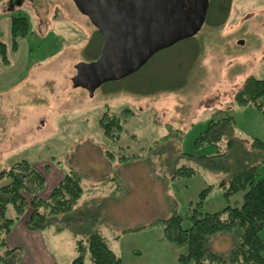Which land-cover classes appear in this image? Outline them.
<instances>
[{"label":"rangeland","instance_id":"rangeland-1","mask_svg":"<svg viewBox=\"0 0 264 264\" xmlns=\"http://www.w3.org/2000/svg\"><path fill=\"white\" fill-rule=\"evenodd\" d=\"M7 14L10 20L27 17L29 34L18 40L20 50L12 55L13 72L25 66L24 78L0 89V175L27 160L46 179L51 173L62 180L74 170L83 188L74 210L52 220L59 229L38 230L49 251L58 264H70L77 257L74 241L97 231L123 264H180L182 249L165 240L154 223L177 213L189 228L193 206L209 186L203 213L239 207L243 192L226 199L222 186L262 160L251 145L255 139L264 143V100L261 107H241L235 96L248 78L264 80V0H232L219 25L207 14L195 37L155 54L138 71L141 77L109 82L93 97L71 80L78 63L100 54L103 40L72 0H1L0 19ZM155 79V86L175 88L149 93ZM126 108L132 116L124 114ZM121 112L126 132L112 142L99 120ZM211 120H223L213 132L217 140L197 144ZM109 152L142 157L121 163L109 159ZM184 154L223 155L203 167ZM183 165L198 173L171 179ZM263 177L264 164L258 169V178ZM6 183L1 180L0 186ZM6 215L14 216L12 206ZM259 237L264 240V230ZM235 244L231 234L206 241L208 250L219 254H228ZM85 264H91L89 255Z\"/></svg>","mask_w":264,"mask_h":264},{"label":"trees","instance_id":"trees-1","mask_svg":"<svg viewBox=\"0 0 264 264\" xmlns=\"http://www.w3.org/2000/svg\"><path fill=\"white\" fill-rule=\"evenodd\" d=\"M231 3L232 0H210L208 17L213 15L217 18L214 25H219L220 21L222 23L227 18ZM28 34L27 17L21 14L13 15L11 17L12 49L16 50L18 40L26 38ZM6 52V46L0 42V58L7 65ZM97 57L98 55H90L87 56V59L91 61ZM138 73L125 79L141 77ZM141 81H139V85L142 83L144 85L145 81ZM155 81L157 80L149 82V88L147 86L149 93L175 88L155 86L153 85ZM117 82H122V80ZM262 100H264V80L255 77L248 78L244 87L235 96L237 105L241 107H261L260 101ZM122 111L126 116L133 115L129 108ZM121 117L126 118L122 116V112L111 116L106 113L99 120L98 125L103 135L112 142H118L122 134L126 132ZM222 121H209L207 129L197 138L196 143L201 145L215 143L217 138L213 137V132L222 125ZM233 145L234 140H230L227 147L231 149ZM251 148L262 153V160L260 157V161L256 165L233 175L227 184L222 186L223 196L226 199L243 192V200L239 207H225L218 212L203 213V201L212 189V186H209L200 192L199 200L193 206L189 217L191 221L189 228L183 227V219L177 213L154 223L162 227L165 240L182 249L178 257L180 264H264V240L259 237L260 232L264 230V177L258 178V169L264 164V143L255 139L252 141ZM222 155L196 157L184 154L183 156L191 161L195 160L203 167H211L212 160L222 157ZM106 156L121 163L142 157L138 154L126 155L122 153L117 155L114 152H109ZM197 173L195 168L183 165L175 168L170 178L174 180L191 178ZM5 179L7 183L0 186V264H19L22 252L18 248L9 247L6 241V237L16 223L24 219L30 212L25 222L27 230L38 231L46 228L53 224V219L74 210L83 196V188L79 173L70 169L63 174L61 182L51 191L50 195L43 199L40 194L45 189L46 180L27 160L10 165L0 175V182ZM24 194L31 196L29 202ZM10 206L14 209L13 217L6 215ZM222 234H231L235 238L236 244L231 251L228 254H219L208 250L207 239ZM75 250L77 257L70 264H85L87 255H89L91 264H123L121 258L110 249L107 239L97 231L76 240Z\"/></svg>","mask_w":264,"mask_h":264},{"label":"water","instance_id":"water-1","mask_svg":"<svg viewBox=\"0 0 264 264\" xmlns=\"http://www.w3.org/2000/svg\"><path fill=\"white\" fill-rule=\"evenodd\" d=\"M103 38L99 57L80 62L74 88L96 90L143 68L158 52L195 37L206 22L210 0H72Z\"/></svg>","mask_w":264,"mask_h":264},{"label":"crops","instance_id":"crops-1","mask_svg":"<svg viewBox=\"0 0 264 264\" xmlns=\"http://www.w3.org/2000/svg\"><path fill=\"white\" fill-rule=\"evenodd\" d=\"M0 42L6 46L8 57L7 65L4 64L0 58V89L4 90L3 88L13 86L17 80L24 78L25 70L24 66L19 69V73L17 71L18 68H16V72H13L15 66L12 62V55L13 53L17 54L19 52L20 45H18L16 50L12 49L11 20L8 14L3 19H0ZM27 70L28 67L26 66V71ZM37 171L43 175L46 180L45 189L41 194H49L50 191L61 182V176L48 173L49 178L46 179L47 177H45V174L38 169ZM25 222L26 221L23 219L17 222L10 234L6 237L8 246L18 248L22 252L19 264H58L57 259L46 246L42 233H39V231L27 230ZM44 229L57 230L59 228L55 225H49ZM76 240L74 242H76Z\"/></svg>","mask_w":264,"mask_h":264},{"label":"flooded vegetation","instance_id":"flooded-vegetation-1","mask_svg":"<svg viewBox=\"0 0 264 264\" xmlns=\"http://www.w3.org/2000/svg\"><path fill=\"white\" fill-rule=\"evenodd\" d=\"M101 1H108V0H101ZM102 40H103V38H102ZM102 46H103V44H102ZM100 52H101V51H100ZM98 57H99V55H98ZM98 57H97V58H98ZM97 58H96V59H97ZM96 59H93V60H91V61H94V60H96Z\"/></svg>","mask_w":264,"mask_h":264}]
</instances>
